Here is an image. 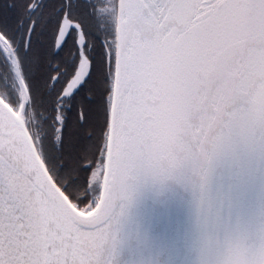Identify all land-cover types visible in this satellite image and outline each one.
Segmentation results:
<instances>
[{
    "label": "snow or ice",
    "instance_id": "snow-or-ice-1",
    "mask_svg": "<svg viewBox=\"0 0 264 264\" xmlns=\"http://www.w3.org/2000/svg\"><path fill=\"white\" fill-rule=\"evenodd\" d=\"M264 158V0H0V264H110L141 176ZM218 264H264V230Z\"/></svg>",
    "mask_w": 264,
    "mask_h": 264
},
{
    "label": "water",
    "instance_id": "water-1",
    "mask_svg": "<svg viewBox=\"0 0 264 264\" xmlns=\"http://www.w3.org/2000/svg\"><path fill=\"white\" fill-rule=\"evenodd\" d=\"M187 177L134 182L110 264H218L226 241L264 230V158L243 149L222 153L203 202Z\"/></svg>",
    "mask_w": 264,
    "mask_h": 264
},
{
    "label": "clouds",
    "instance_id": "clouds-1",
    "mask_svg": "<svg viewBox=\"0 0 264 264\" xmlns=\"http://www.w3.org/2000/svg\"><path fill=\"white\" fill-rule=\"evenodd\" d=\"M223 258H224L223 255L219 256L218 261L223 260Z\"/></svg>",
    "mask_w": 264,
    "mask_h": 264
},
{
    "label": "flooded vegetation",
    "instance_id": "flooded-vegetation-1",
    "mask_svg": "<svg viewBox=\"0 0 264 264\" xmlns=\"http://www.w3.org/2000/svg\"><path fill=\"white\" fill-rule=\"evenodd\" d=\"M51 1V0H50ZM46 3H48L49 1L48 0H45Z\"/></svg>",
    "mask_w": 264,
    "mask_h": 264
},
{
    "label": "trees",
    "instance_id": "trees-1",
    "mask_svg": "<svg viewBox=\"0 0 264 264\" xmlns=\"http://www.w3.org/2000/svg\"><path fill=\"white\" fill-rule=\"evenodd\" d=\"M49 2L48 3H50L51 1L50 0H48Z\"/></svg>",
    "mask_w": 264,
    "mask_h": 264
}]
</instances>
